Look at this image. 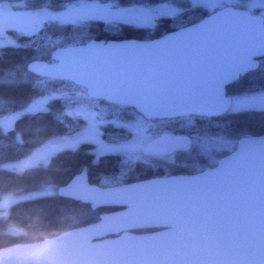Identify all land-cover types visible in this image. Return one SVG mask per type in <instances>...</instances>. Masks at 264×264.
I'll return each mask as SVG.
<instances>
[{"label":"water","instance_id":"water-1","mask_svg":"<svg viewBox=\"0 0 264 264\" xmlns=\"http://www.w3.org/2000/svg\"><path fill=\"white\" fill-rule=\"evenodd\" d=\"M263 56V15L226 4L157 37L59 46L51 61L33 59L26 68L146 118H170L222 113L231 103L226 86ZM210 95L219 103L209 106ZM190 142L164 133L144 149L169 153ZM57 193L112 209L95 222L1 247L0 264H264V134L240 137L199 172L112 186L80 172Z\"/></svg>","mask_w":264,"mask_h":264},{"label":"trees","instance_id":"trees-1","mask_svg":"<svg viewBox=\"0 0 264 264\" xmlns=\"http://www.w3.org/2000/svg\"><path fill=\"white\" fill-rule=\"evenodd\" d=\"M19 1L25 9L60 10L67 5L97 1L115 7L151 6L169 3L178 8L173 15L158 16L151 25H139L103 17L85 18L76 22L46 20L29 34L9 30L17 44L0 47V116L23 109L33 99L52 94L46 109L25 112L0 127V201L10 194L12 201L0 209V248L17 242H32L51 237L62 231L86 225L99 219L102 212L112 208H92L84 203L57 193L75 174L86 172L92 183L101 186L124 184L159 174L156 163L146 164L129 160L113 153L96 155L92 143L84 142L76 148H65L54 153L46 164L24 169H13L7 163L29 155L47 140L81 129L84 121L67 112L74 105L71 99L108 106V118L129 119L132 111L101 99L87 96L83 87L69 80L38 76L27 70L33 59L51 61L50 53L59 46L79 44L91 38H153L192 23L207 10L194 0H6ZM241 6V5H236ZM242 7V6H241ZM253 12H257L254 9ZM236 83V84H235ZM230 85L234 92H254L264 89V56L259 66ZM238 85V87H237ZM80 89L85 95L75 96ZM67 90L66 93H63ZM236 90V91H234ZM226 135L264 134V109H248L231 114L223 120ZM108 127V126H107ZM104 135H114L111 127ZM219 130V128H218ZM217 131V130H216ZM117 136V135H116ZM129 136V135H127ZM52 187L54 191H46ZM34 190H45L27 195Z\"/></svg>","mask_w":264,"mask_h":264},{"label":"rangeland","instance_id":"rangeland-1","mask_svg":"<svg viewBox=\"0 0 264 264\" xmlns=\"http://www.w3.org/2000/svg\"><path fill=\"white\" fill-rule=\"evenodd\" d=\"M194 1L202 4L207 12H211L226 4H238L252 11L257 9V12L261 13L264 17V0ZM177 11L178 8L169 3H160L151 6L115 7L97 1L71 4L60 10H30L25 9L19 1L9 2L6 0H0V47L18 43V41L9 34V30L13 29L23 34H29L37 30L46 20L76 22L85 18L103 17L139 25H151L158 16L173 15ZM66 92L67 90L63 91V93ZM74 94L76 97L79 95H85L80 89L74 90ZM52 97V94H48L35 98L23 109L18 110L15 113L0 116V127H8L11 124V120L22 113L46 109L47 102ZM71 101H74V105L69 107L67 112L71 115L80 117L84 121L83 127L72 133L59 135L47 140L44 144L34 149L29 155L18 161L7 163L6 166L13 169H24L37 164H46L50 157L57 151L65 148H76L84 142L93 144L96 155L108 154L114 151L112 150L113 148H119L123 149L125 156L129 160H134L136 162L143 161L144 165H146L147 162L150 163L160 159L155 157L152 158L151 156L144 154L140 149V144L149 138L148 136L150 133L146 131L148 125L137 118L134 112L131 113V117L129 118L130 122L126 123L132 131L131 137L127 141L123 140L122 142H116L112 145L109 137L104 135L105 130H107L106 132L108 133L109 129L107 128L113 126V123L109 121L110 118L106 115L108 112L107 110L109 109L108 106L93 102L88 103L84 100L81 101L79 98L71 99ZM234 103L235 108L264 109V89L236 99ZM153 131H155V129ZM195 132L196 133L193 135L194 144L196 146L199 145L202 151L206 153L208 163H213L216 160L218 155L215 154L218 150L228 151L232 149V143L234 144L235 142L234 139H228L220 133L205 134L203 131L204 133L202 132V134L199 130H196ZM130 148H134V150H131ZM194 148L195 147L191 149L192 153L186 152L184 155L187 154L186 156H189L193 154L195 152ZM163 160H167V158L165 157ZM43 191L45 190H34L27 195H35L42 193ZM46 191L54 190L50 187L46 189ZM13 197L14 196L10 194L4 195L2 201H0V209L10 203Z\"/></svg>","mask_w":264,"mask_h":264},{"label":"flooded vegetation","instance_id":"flooded-vegetation-1","mask_svg":"<svg viewBox=\"0 0 264 264\" xmlns=\"http://www.w3.org/2000/svg\"><path fill=\"white\" fill-rule=\"evenodd\" d=\"M240 77L236 81H234L233 83L237 82L240 79ZM233 83H231V84L234 85ZM231 84L226 86V95L231 97V103L225 111H223L220 114H216V115L189 114V115H181V116L170 117V118L169 117L168 118H146L141 113H138L133 107H130L127 105L117 104L118 106H121V107H129V110L134 112L136 114L137 118H139L142 122H144L146 125H148L146 128V131H148V133H150V135L148 136L149 138L147 140H145L144 142H142L140 144V149L142 150V152L144 154L151 156L152 158H154V157L160 158L159 160L157 159V160L152 161L150 163L147 162V164L156 163L158 168H160L159 174L151 175L150 177L169 176V175H175V174H180V173L199 172V171H201L207 167L215 166L217 163V160L220 157L226 155L227 153L231 152L235 148L236 141L241 136H245L246 134L241 135L238 138H232L231 136L223 133L224 131L222 129L220 130V128L223 126L222 122L224 119L230 117L231 114H234L236 112L243 111V110L252 109V108H239V107L235 108L234 102L236 99H239L243 96L254 93L255 91L254 92L243 91V92L231 93V91L229 89L230 88L229 86ZM237 87H238V85H237ZM234 88H236L235 85H234ZM234 91H236V90H234ZM109 103H111V102H109ZM112 104H116V103H112ZM109 121L113 123V126H111V133L114 135H111L109 133V136H108L112 145L115 144L116 142H122L123 140L127 141L131 137L132 131L130 130V128L126 124V123L130 122V119H122V118L116 117V118H110ZM218 128H219V130H218ZM154 129H155V131H153ZM196 130L201 131L200 133H202L204 131L205 134H207V133L208 134L220 133L228 139H230V138L234 139L235 142H234V144L232 143V146H233L232 149H230L228 151L218 150V152L215 154V155H218L216 160L213 163H208L206 153H204L202 151V149L200 148L199 145L196 146L194 144L193 135H194V133H196L195 132ZM164 133L186 134L191 138L190 146L187 149H177V150L171 151L169 153H148V152H145V149H144L145 145L147 143H149L150 141L156 139L160 135L164 134ZM127 135H129V136H127ZM247 135H249V134H247ZM193 147H195L194 148L195 152L193 151L194 152L193 154H191L189 156H186L187 154L184 155L186 152L192 153L191 149ZM130 149L134 150V148H130ZM112 150H114L113 152H111L113 154L125 155L123 149L113 148ZM163 157L164 158L166 157L167 160H163L164 159ZM161 158H163V159H161ZM211 161H213V160H211ZM140 162L144 163L143 161H140Z\"/></svg>","mask_w":264,"mask_h":264},{"label":"snow or ice","instance_id":"snow-or-ice-1","mask_svg":"<svg viewBox=\"0 0 264 264\" xmlns=\"http://www.w3.org/2000/svg\"><path fill=\"white\" fill-rule=\"evenodd\" d=\"M218 103H219V100L215 96H212V95L209 96V98L207 100V104L209 106H214V105H216Z\"/></svg>","mask_w":264,"mask_h":264}]
</instances>
